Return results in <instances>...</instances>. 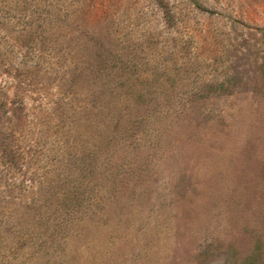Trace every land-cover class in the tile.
I'll return each instance as SVG.
<instances>
[{
    "label": "rangeland",
    "instance_id": "1",
    "mask_svg": "<svg viewBox=\"0 0 264 264\" xmlns=\"http://www.w3.org/2000/svg\"><path fill=\"white\" fill-rule=\"evenodd\" d=\"M0 264H264V0H0Z\"/></svg>",
    "mask_w": 264,
    "mask_h": 264
}]
</instances>
